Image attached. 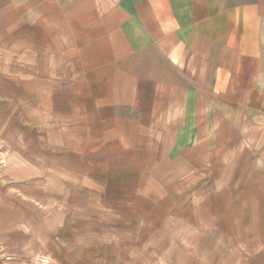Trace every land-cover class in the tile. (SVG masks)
<instances>
[{"label":"crops","instance_id":"obj_1","mask_svg":"<svg viewBox=\"0 0 264 264\" xmlns=\"http://www.w3.org/2000/svg\"><path fill=\"white\" fill-rule=\"evenodd\" d=\"M0 32L18 33V77L97 161L84 175L188 153L195 170L225 155L232 174L241 154L243 200L264 206V0H0Z\"/></svg>","mask_w":264,"mask_h":264},{"label":"rangeland","instance_id":"obj_2","mask_svg":"<svg viewBox=\"0 0 264 264\" xmlns=\"http://www.w3.org/2000/svg\"><path fill=\"white\" fill-rule=\"evenodd\" d=\"M18 39L0 32V264H264L261 196L243 200L249 161L195 170L188 153L185 167L143 160L127 176V163L105 184L84 175L97 161L75 154L65 118L18 77Z\"/></svg>","mask_w":264,"mask_h":264}]
</instances>
